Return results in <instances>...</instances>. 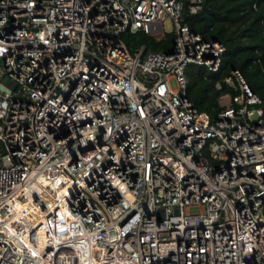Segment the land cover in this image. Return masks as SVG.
Masks as SVG:
<instances>
[{"label":"built area","instance_id":"1","mask_svg":"<svg viewBox=\"0 0 264 264\" xmlns=\"http://www.w3.org/2000/svg\"><path fill=\"white\" fill-rule=\"evenodd\" d=\"M203 1L0 0V264H264L260 97L186 94Z\"/></svg>","mask_w":264,"mask_h":264},{"label":"trees","instance_id":"2","mask_svg":"<svg viewBox=\"0 0 264 264\" xmlns=\"http://www.w3.org/2000/svg\"><path fill=\"white\" fill-rule=\"evenodd\" d=\"M184 12L195 30L224 44L217 68L195 62L185 66L186 94L192 104L216 113L220 109L218 96L225 91L236 92L224 81L230 69L236 67L259 95V104L264 108V0H204L196 12H188L185 4ZM122 37L130 48L145 42L159 49L171 40L172 34L162 41L141 30L128 31ZM217 81L220 87L215 85Z\"/></svg>","mask_w":264,"mask_h":264},{"label":"rangeland","instance_id":"3","mask_svg":"<svg viewBox=\"0 0 264 264\" xmlns=\"http://www.w3.org/2000/svg\"><path fill=\"white\" fill-rule=\"evenodd\" d=\"M162 26H163L164 30L170 31L172 29V20L169 18H165L162 21ZM170 83H171L172 87H174V88L177 86V83H176L174 76L170 77ZM192 209H194V208H192Z\"/></svg>","mask_w":264,"mask_h":264},{"label":"water","instance_id":"4","mask_svg":"<svg viewBox=\"0 0 264 264\" xmlns=\"http://www.w3.org/2000/svg\"><path fill=\"white\" fill-rule=\"evenodd\" d=\"M101 264H103V263H101Z\"/></svg>","mask_w":264,"mask_h":264}]
</instances>
